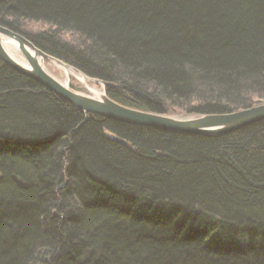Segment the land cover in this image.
<instances>
[{"label":"trees","instance_id":"16d2710c","mask_svg":"<svg viewBox=\"0 0 264 264\" xmlns=\"http://www.w3.org/2000/svg\"><path fill=\"white\" fill-rule=\"evenodd\" d=\"M0 25L128 107L264 100V0H0ZM0 264H264V120L220 135L131 125L0 59Z\"/></svg>","mask_w":264,"mask_h":264},{"label":"water","instance_id":"95a60500","mask_svg":"<svg viewBox=\"0 0 264 264\" xmlns=\"http://www.w3.org/2000/svg\"><path fill=\"white\" fill-rule=\"evenodd\" d=\"M2 38L11 39L16 43L17 48L24 54L26 65H21L3 49L1 44ZM0 59L11 68L33 78L73 106L85 112L94 113L131 125L153 127L181 133L220 135L264 120V103L226 113H204L193 117H173L168 114L144 111L122 105L107 96L104 89L99 96H87L69 86H65L41 67L44 60H55L67 66L71 65L47 54L36 47L30 40L1 25ZM71 67L80 72L75 67ZM89 79L94 78L91 77ZM94 81L100 80L94 79ZM100 82L103 83L102 81ZM114 139L120 143H125L122 139Z\"/></svg>","mask_w":264,"mask_h":264},{"label":"bare ground","instance_id":"6f19581e","mask_svg":"<svg viewBox=\"0 0 264 264\" xmlns=\"http://www.w3.org/2000/svg\"><path fill=\"white\" fill-rule=\"evenodd\" d=\"M1 44L3 49L11 56L13 57L17 62H19L21 65H26V62L20 58V56L17 54L18 52V48L16 46V43L11 40V39H7V38H2L1 40ZM51 64L55 65L57 68H59V70L65 75V80L62 81L60 78L54 76L51 71H49L45 65V63L43 62L41 64V67L46 70L49 74H51L52 76H54L55 79H57L59 82L63 83L65 86H69L70 88H72L69 84V80L70 77L73 76L78 82H80L82 85H84L86 88L88 89H92L89 90L90 93H83V94H89L87 96H99L100 93L102 92V90L97 89L96 88V81H94L93 79H89L88 77H86L85 75H83L82 73L74 70L71 66H67L63 63H60L58 61L55 60H51L49 61ZM93 78V77H92ZM97 79V78H94ZM98 80V79H97ZM76 107V106H74ZM78 108V107H76ZM80 109V108H78ZM81 111L85 112L84 110L80 109ZM242 128V127H241ZM237 130V129H236ZM234 131V130H233ZM231 132V131H230Z\"/></svg>","mask_w":264,"mask_h":264},{"label":"rangeland","instance_id":"374dc122","mask_svg":"<svg viewBox=\"0 0 264 264\" xmlns=\"http://www.w3.org/2000/svg\"><path fill=\"white\" fill-rule=\"evenodd\" d=\"M28 28L30 29V30H37V29H40V26H42L41 24H37V23H28ZM15 32V31H14ZM15 33H18V32H15ZM18 34H20V33H18ZM21 36H23V37H25L24 35H22V34H20ZM26 38V37H25ZM27 39V38H26ZM27 40H29V39H27ZM31 42V41H30ZM37 47V46H36ZM17 54L20 56V58L21 59H23L24 61H25V57H24V54L18 49V52H17ZM52 56V55H51ZM62 61V60H61ZM64 62V61H63ZM44 63H45V65H46V67H47V69L49 70V71H51V73L54 75V76H56V77H58V78H60L62 81H64L65 80V75L59 70V68H57L55 65H53V64H51L49 61H47V60H44ZM66 63V62H65ZM6 64V63H5ZM68 64V63H67ZM7 65V64H6ZM70 65V64H69ZM10 67V66H9ZM77 69V68H76ZM15 70V69H14ZM17 71V70H16ZM80 71V70H79ZM18 72V71H17ZM81 72V71H80ZM20 73V72H19ZM82 73V72H81ZM21 74H23V73H21ZM84 74V73H83ZM24 76H26V77H28V78H30V79H32V80H34L33 78H31V77H29V76H27V75H25V74H23ZM51 75V74H50ZM85 75V74H84ZM53 76V77H54ZM85 76H87V75H85ZM87 77H89V76H87ZM89 78H91V77H89ZM94 80V79H93ZM98 80H100V79H98ZM35 82H37L36 80H34ZM100 81H102V80H100ZM100 81H97L95 84V86H96V88L97 89H101V90H105V83L103 84V83H101ZM38 84H40L39 82H37ZM69 84H70V86L73 88V89H75L76 91H78V92H81V93H90V91L89 90H92V89H88V88H86L84 85H82L80 82H78L73 76H71L70 77V80H69ZM40 85H42V84H40ZM43 86V85H42ZM43 87H45V86H43ZM46 88V87H45ZM46 89H48V88H46ZM48 90H50V89H48ZM51 91V90H50ZM92 91H95V90H92ZM53 92V91H52ZM106 93V92H105ZM56 94V93H55ZM57 95V94H56ZM86 95H89V94H86ZM108 96V95H107ZM60 97V96H59ZM60 98H62V97H60ZM63 100H65L64 98H62ZM113 100V99H112ZM66 101V100H65ZM68 102V101H67ZM69 103V102H68ZM260 103H264V100L263 99H260V100H258V102L257 103H255V104H253V105H256V104H260ZM71 104V103H70ZM242 109H244V108H242ZM240 110V109H239ZM94 114V113H93ZM168 115H171V116H173V117H193V116H195V115H197V114H187V113H182V112H170V113H167ZM176 132V131H175Z\"/></svg>","mask_w":264,"mask_h":264}]
</instances>
